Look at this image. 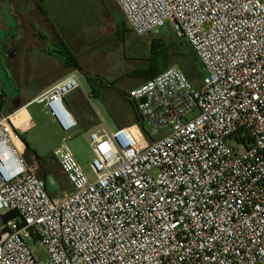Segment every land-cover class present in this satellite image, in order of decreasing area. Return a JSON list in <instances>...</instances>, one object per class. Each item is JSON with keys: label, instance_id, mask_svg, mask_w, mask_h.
<instances>
[{"label": "built area", "instance_id": "obj_1", "mask_svg": "<svg viewBox=\"0 0 264 264\" xmlns=\"http://www.w3.org/2000/svg\"><path fill=\"white\" fill-rule=\"evenodd\" d=\"M115 2L137 36L170 23L204 66L200 86L170 67L128 91L141 121L90 131L95 179L64 139L53 157L72 190L58 197L0 93V264H264V0ZM79 89L72 72L25 108L69 133Z\"/></svg>", "mask_w": 264, "mask_h": 264}, {"label": "rangeland", "instance_id": "obj_2", "mask_svg": "<svg viewBox=\"0 0 264 264\" xmlns=\"http://www.w3.org/2000/svg\"><path fill=\"white\" fill-rule=\"evenodd\" d=\"M33 2L36 11L28 16L35 20L37 26H27L26 37L22 42L16 41V44L11 45L16 40L17 27L8 10L6 17L15 28V37L0 27V93L11 98L14 110L25 107L27 101L44 88V84L53 82L63 72L59 65L63 63L62 58L52 51L58 49L56 44L60 40L64 41L75 55L81 69L75 71L65 67V72H76L80 77L81 89L71 94L72 104L79 105L80 112L71 109L77 120V127L69 133L63 132L41 105L33 104L28 110L24 109L21 114L24 121L16 128L20 133L25 132L22 134V139L28 145L25 160L31 162L32 154L36 153L42 167L39 175L46 172L49 191L56 194L60 190L59 194H64L71 190L53 157L54 151L70 136L66 141L67 146L84 173L90 179H95L96 175L91 167L94 152L89 139L90 131L100 128L103 121L112 129L118 128L110 113L117 118L119 124L133 125V106L121 92L127 94L144 81L130 74L148 66L154 39L161 38L169 44L181 38L176 36L170 23L159 34L137 36L129 31L128 23L115 0H32ZM31 8L33 7H26L27 11H31ZM119 33H124L123 40L118 36ZM25 46V52L19 55L20 49ZM180 60L173 55L170 67L179 68L175 63ZM19 61L22 64L20 71L17 69ZM200 64L204 73V66ZM57 66L61 70L52 72ZM18 73L21 75L19 80ZM86 74L115 82V87L103 89L102 97L97 98L85 79ZM134 131L139 135L137 129ZM165 133L163 131L155 137ZM12 136L14 143L22 148L20 139L14 134ZM29 243L40 262L48 260V253L40 241L31 240Z\"/></svg>", "mask_w": 264, "mask_h": 264}, {"label": "trees", "instance_id": "obj_3", "mask_svg": "<svg viewBox=\"0 0 264 264\" xmlns=\"http://www.w3.org/2000/svg\"><path fill=\"white\" fill-rule=\"evenodd\" d=\"M129 31L131 30L129 29ZM118 36L122 40L125 37L124 33H119ZM57 40L59 39L57 38ZM56 47L58 49H53L52 51L56 52L54 54H57L60 58H62L65 67L72 68L75 71H79L81 69L75 55L72 53V51L69 49V47L64 41L60 40L56 44ZM173 55L178 56L181 59L180 62H176L175 64L179 66V68L184 72V74L194 84L195 87H199L201 83L200 81L202 80V77L204 75L200 67L201 62L197 54L193 50L192 46L190 45V43L187 40H184L183 38H181L179 41H176L175 43L172 42L169 44H167L161 38L154 39L151 45L150 57L148 59L149 62L148 66L135 70L130 74V76L138 77L142 79L144 82H146L154 78L156 75L160 74L161 72L165 71L166 69L170 68L171 66L170 60L172 59ZM85 79L87 80L92 93L97 98L102 97L101 92L103 89L115 87V82H109L107 79L102 77L86 74ZM121 93L126 98V100L133 106V115L135 119L133 124L140 122L141 121L140 114L137 111L135 103L129 98L128 92L127 94L125 92H121ZM65 102L68 108L70 109V111L71 109L74 110L75 112L79 111V105L74 106L72 104L71 95L66 97ZM0 109H2V104H0ZM110 116L113 122L118 125V127H123L121 123L120 124L118 123L117 118L112 113H110ZM21 139H22V135H21ZM22 141L27 145L25 140L22 139ZM36 158L38 159V161H41L38 156H36ZM16 216H17L16 212H10L4 216V219L8 220L11 218H15Z\"/></svg>", "mask_w": 264, "mask_h": 264}, {"label": "crops", "instance_id": "obj_4", "mask_svg": "<svg viewBox=\"0 0 264 264\" xmlns=\"http://www.w3.org/2000/svg\"><path fill=\"white\" fill-rule=\"evenodd\" d=\"M38 2H39V0H38ZM27 6L28 7H31V6L33 7V8H31V11H27V9H26ZM35 6L36 5H35L34 2L32 3V0L31 1L30 0H0V27L2 29H4L6 32L12 33V37H15V35L13 36V30H15V28L12 27L13 24L10 21V19L6 17L7 10L11 13L12 18H13V22L16 23V27H17V33H16V38H15L16 40H15V42L11 43V45L12 44H16V41L18 43V42H22V40L25 39V37H26L25 36V32L28 29L27 26H30L32 28L37 26V23L35 22V20L28 16L29 13L31 14L32 12L36 11L35 8H34ZM25 49H26V46L23 49L21 48L20 52H19V55L21 53L25 52ZM59 65L62 66L61 67L63 69L62 74L58 75L57 77H55L53 79V82H49V83L44 84V88L42 90H39L38 92H36L35 96H33L31 99H29L27 101V103H29L35 97H37L38 95H40L41 93H43L44 91L49 89L51 86H53L54 84H56L59 81H61L62 79H64L67 75L72 73V72H70V73L69 72L68 73L65 72V66L63 65V63H60ZM21 68H22V64L19 61V65L17 67L18 71H20ZM61 68L59 66H57L55 69H52V72L59 71V70H61ZM20 77H21V75L18 73V80L20 79ZM26 109L28 110V107ZM23 121L24 120L22 118L20 125L23 123ZM23 133H25V132H23ZM23 133H20V134L22 135ZM20 141L23 144V147L20 148V150L23 153V156H25V153L27 152L28 148H27V145L22 141L21 137H20ZM36 156H38L36 153L32 154L33 158H35ZM32 157H31V161L33 159ZM66 182H67V180H66ZM67 185L69 186L70 190H72V188L68 184V182H67ZM59 193H60V190L56 194H52L51 193V195L53 197H58V196L61 195Z\"/></svg>", "mask_w": 264, "mask_h": 264}, {"label": "bare ground", "instance_id": "obj_5", "mask_svg": "<svg viewBox=\"0 0 264 264\" xmlns=\"http://www.w3.org/2000/svg\"><path fill=\"white\" fill-rule=\"evenodd\" d=\"M24 109H25V107H23V108H21L15 115H13V117H12V121H13V123H14V125H15V127L17 128L19 125H20V123H21V119H22V117H21V114H22V112L24 111ZM14 140V139H13Z\"/></svg>", "mask_w": 264, "mask_h": 264}]
</instances>
